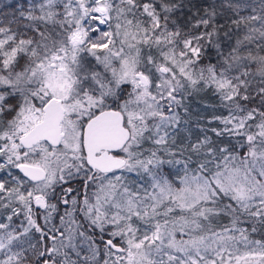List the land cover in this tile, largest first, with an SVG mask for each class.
I'll list each match as a JSON object with an SVG mask.
<instances>
[{
    "label": "snow or ice",
    "instance_id": "snow-or-ice-1",
    "mask_svg": "<svg viewBox=\"0 0 264 264\" xmlns=\"http://www.w3.org/2000/svg\"><path fill=\"white\" fill-rule=\"evenodd\" d=\"M0 10V264H264V0Z\"/></svg>",
    "mask_w": 264,
    "mask_h": 264
},
{
    "label": "trees",
    "instance_id": "trees-1",
    "mask_svg": "<svg viewBox=\"0 0 264 264\" xmlns=\"http://www.w3.org/2000/svg\"><path fill=\"white\" fill-rule=\"evenodd\" d=\"M15 0H0V10L11 11L10 8L5 7V5L13 4Z\"/></svg>",
    "mask_w": 264,
    "mask_h": 264
}]
</instances>
